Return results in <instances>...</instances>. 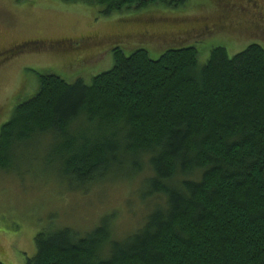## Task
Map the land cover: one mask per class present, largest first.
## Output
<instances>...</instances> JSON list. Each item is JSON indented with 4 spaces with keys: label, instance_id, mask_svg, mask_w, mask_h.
<instances>
[{
    "label": "trees",
    "instance_id": "16d2710c",
    "mask_svg": "<svg viewBox=\"0 0 264 264\" xmlns=\"http://www.w3.org/2000/svg\"><path fill=\"white\" fill-rule=\"evenodd\" d=\"M85 1L110 16L188 0ZM211 22L176 30L207 35L238 25ZM123 50L117 44L113 66L89 83L38 73L36 93L0 127V169L30 142L50 138V158L74 189L146 168L141 200L155 204L123 239L113 237L108 215L83 234L42 230L26 263L264 264V48L252 43L229 56L214 47L201 66L193 46L156 59Z\"/></svg>",
    "mask_w": 264,
    "mask_h": 264
},
{
    "label": "rangeland",
    "instance_id": "374dc122",
    "mask_svg": "<svg viewBox=\"0 0 264 264\" xmlns=\"http://www.w3.org/2000/svg\"><path fill=\"white\" fill-rule=\"evenodd\" d=\"M220 3L229 6L219 9ZM100 11L85 0H0V51L12 42L64 40L52 51L26 48L20 54L0 57V127L19 102L36 93L38 73L89 83L92 76L113 66L112 47L117 44L125 54L142 48L153 59L169 47L193 46L199 66L214 47H224L229 56L252 43L264 48V0H188L178 7L158 3L110 16ZM217 18L238 25L207 35L177 33L179 25L212 23ZM88 35L107 38L98 54L74 64L72 39ZM52 146V139L37 138L16 152L12 166L0 169V263L27 264L26 258L36 254L35 236L42 230L70 227L83 234L106 215L113 237L123 239L140 227L155 204L141 200L146 168L131 179L116 175L85 190L74 189L61 178L58 163L51 160Z\"/></svg>",
    "mask_w": 264,
    "mask_h": 264
},
{
    "label": "flooded vegetation",
    "instance_id": "af4514ba",
    "mask_svg": "<svg viewBox=\"0 0 264 264\" xmlns=\"http://www.w3.org/2000/svg\"><path fill=\"white\" fill-rule=\"evenodd\" d=\"M55 0H52L54 2ZM225 6H229L228 4H225ZM232 23V21L230 22ZM230 25V24H229ZM233 25V24H231ZM208 25L206 26V29L210 30ZM204 29V30H206ZM203 30V31H204ZM207 31V30H206ZM107 38V37H105ZM105 38L97 37L88 35L86 37H79L78 39H72V41L75 43L72 47V55H75L73 59L74 64H78L79 60L88 59L90 57L95 56L97 53L100 52V45L102 44V41H104ZM107 40V39H106ZM64 40H26L19 43L12 42L7 47L2 48L0 51V57L2 56H14L17 54L22 53L26 48H30L33 52H40L44 49H49V51H52L53 47L60 48V44ZM96 46L95 49H91V47ZM114 45L112 49L115 47ZM52 49V50H50ZM56 50V49H55ZM46 51V50H44ZM67 52V51H66ZM69 53V51H68ZM70 54V53H69Z\"/></svg>",
    "mask_w": 264,
    "mask_h": 264
}]
</instances>
